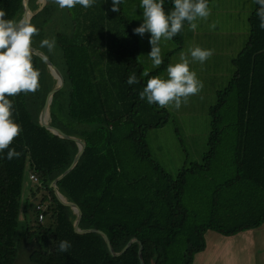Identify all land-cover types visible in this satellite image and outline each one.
I'll list each match as a JSON object with an SVG mask.
<instances>
[{
	"label": "trees",
	"instance_id": "1",
	"mask_svg": "<svg viewBox=\"0 0 264 264\" xmlns=\"http://www.w3.org/2000/svg\"><path fill=\"white\" fill-rule=\"evenodd\" d=\"M37 1H29L30 24L39 32L32 47L64 78L50 106V125L86 144L80 162L58 183L60 193L83 213L81 230L105 233L116 253L137 239L145 264H193L206 249L208 231L231 237L263 226L264 30L258 5L249 18V40L232 60L235 74L211 109L209 150L201 163L173 177L152 158L147 143L150 130L169 123V111L149 105L139 93L182 50L187 22L172 39L177 48L145 77L135 25L126 15L131 0H124L119 12L112 11V0H96L90 8L72 9H60L53 1L35 13ZM164 7L173 10L172 0H165ZM0 11L5 19L20 22L23 0H0ZM53 38V52L40 47L41 40ZM33 65L40 72L37 91L9 97L23 131L10 145L20 157L9 161L5 150L0 159V264H16L19 240L25 237L38 246L29 254L32 264H140L139 243L113 257L101 235L77 234V215L51 190L79 148L39 124L47 95L56 86L48 83L50 71L34 54ZM133 73L139 83L130 86ZM27 170L37 179L29 198L48 192L38 203L47 206L48 227L38 220L41 212L29 198L23 200ZM32 208L36 231L29 227ZM60 240L71 242L67 253L57 251ZM48 243L51 249L43 247Z\"/></svg>",
	"mask_w": 264,
	"mask_h": 264
},
{
	"label": "rangeland",
	"instance_id": "2",
	"mask_svg": "<svg viewBox=\"0 0 264 264\" xmlns=\"http://www.w3.org/2000/svg\"><path fill=\"white\" fill-rule=\"evenodd\" d=\"M54 0H38L36 12L41 11L44 6ZM141 0H131L126 7V15L135 25V29L143 23V9L140 7ZM211 16L205 21H198V28L194 32L187 25L184 31L182 50L175 53L169 58V64L181 62V54H188V50L194 47L212 49V57L201 64L198 61L190 63V70L196 72L204 88L199 94L188 98L187 104H182L180 109L174 106H168L169 123L161 128L150 130L147 134V143L152 158L171 176L176 177L178 173L191 163H201L204 155L208 152V142L211 132V109L217 104L218 92L224 90L235 74V67L232 64L240 52L246 46L250 37L249 18L255 9L254 0H211L209 2ZM33 15V13H31ZM212 23H216L215 30L210 28ZM140 53L138 62L143 66L144 73L149 75L151 72L159 69L154 67L148 59L151 51L149 44L150 34L143 38L138 36ZM161 55L163 61L168 54L177 48L176 44L170 40H162ZM188 58L191 61L190 54ZM147 75H144L145 77ZM52 77V76H51ZM167 78V71L158 76ZM50 85L57 86V80L48 79ZM48 123H51L49 117ZM30 172L25 174V186L23 200L30 197L31 191L35 190L36 184L30 180ZM45 193V194H44ZM47 191L38 194L37 199L29 198V201L37 206ZM23 217V216H22ZM29 227L36 231L39 227L37 224V215L33 208L29 211ZM45 227L51 225L50 217H45L41 222ZM259 237L264 236V229L255 230ZM208 240L211 239L213 232H208ZM261 239L256 237V240ZM261 241L257 245L258 252ZM19 255L16 264H32L29 261V254L37 248L35 242L29 244L26 237L19 240ZM44 248L51 249L50 243L44 245ZM259 247V248H258ZM244 254L237 256V261L244 264ZM258 256V254H257Z\"/></svg>",
	"mask_w": 264,
	"mask_h": 264
},
{
	"label": "clouds",
	"instance_id": "3",
	"mask_svg": "<svg viewBox=\"0 0 264 264\" xmlns=\"http://www.w3.org/2000/svg\"><path fill=\"white\" fill-rule=\"evenodd\" d=\"M124 0H112V11L119 12ZM174 9L165 11V0H141L143 9V23L134 31L143 38L150 34L149 44L151 51L148 59L154 67L163 63L161 55V41L172 40L176 37L187 22L192 31L198 28V21L207 20L211 16L209 0H172ZM60 9H72L76 5L90 8L96 0H54ZM258 5L257 16L260 19V29L264 30V0H254ZM6 13L0 11V159L11 161L18 159L21 153L10 147L14 140L20 136L23 129L16 123L14 105L9 97L20 93H35L39 88L40 72L33 65V37L39 35L38 29L23 21L5 19ZM216 23L210 28L215 30ZM40 47L46 48L49 53L56 48L55 38L43 39ZM190 54L191 61L188 58ZM188 54H181V62L168 65L167 78L153 77L148 80L143 91L139 93L140 99L149 105H158L161 108L174 106L177 110L182 104H187L188 98L199 94L204 88L203 82L198 79L196 72L190 70V63L198 61L204 64L214 54L212 49L194 47ZM147 75V73H144ZM139 80L133 73L127 80L128 85L138 84ZM72 247L68 240L58 241L57 251L67 253Z\"/></svg>",
	"mask_w": 264,
	"mask_h": 264
},
{
	"label": "water",
	"instance_id": "4",
	"mask_svg": "<svg viewBox=\"0 0 264 264\" xmlns=\"http://www.w3.org/2000/svg\"><path fill=\"white\" fill-rule=\"evenodd\" d=\"M29 1L30 0H23V7H24V13H23V18L22 21L25 23H30L31 19H32V14L29 8ZM30 15V16H29ZM32 52L35 56L39 57L48 67L51 76L57 80V86L55 89H53L52 91L49 92V94L47 95V98L45 100L44 106L39 114V124L46 128L48 131H50L51 133H53L56 136H59L62 139L65 140H70L76 143V145L79 148V152L77 154V156L75 157L72 165L61 175L59 176L57 179H55L51 184H50V188L53 191L56 199L65 207L71 209L73 211V213L75 215H77V220L75 222L74 225V229L75 232L77 234L80 235H86V234H99L103 237V239L106 242V245L109 249V252L111 253V255L113 257H119L122 256L124 253H126L128 251V249L135 243H139V260H140V264H145L144 259H143V245L137 240V239H132L126 246L125 248L120 252V253H116L113 250V247L111 245L110 239L109 237L96 229H88V230H81L80 229V223L83 217V213L80 210V208L74 204V203H70L68 202L65 197L60 193L59 189H58V183L65 177L67 176L75 167L76 165L80 162L81 158L83 157L84 153H85V149H86V144L83 140H81L80 138L77 137H73L70 135H67L66 133H64L63 131H61L60 129H57L53 126H51L46 118L47 115L49 114L50 117V106L52 104L53 101V97L55 94H57L63 87H64V78L63 75L61 74V72L59 71V69L41 52H39L37 49H35L34 47H32Z\"/></svg>",
	"mask_w": 264,
	"mask_h": 264
},
{
	"label": "crops",
	"instance_id": "5",
	"mask_svg": "<svg viewBox=\"0 0 264 264\" xmlns=\"http://www.w3.org/2000/svg\"><path fill=\"white\" fill-rule=\"evenodd\" d=\"M264 229V224L260 228L248 230L238 235L226 237L214 231L210 240L208 232L205 234L206 249L195 255L193 264H240L237 256L244 254V264H264V236L259 237L255 230ZM261 251L256 253L257 245L261 239ZM259 248V247H258ZM258 254V256H257Z\"/></svg>",
	"mask_w": 264,
	"mask_h": 264
},
{
	"label": "built area",
	"instance_id": "6",
	"mask_svg": "<svg viewBox=\"0 0 264 264\" xmlns=\"http://www.w3.org/2000/svg\"><path fill=\"white\" fill-rule=\"evenodd\" d=\"M30 180L33 182V183H37V179L35 178V176L34 175H30ZM46 209H47V206L45 205V206H41V205H37L36 206V210L37 211H40L41 213L39 214V216H38V220L40 221V222H43L44 220H45V216H44V214H43V212L44 211H46Z\"/></svg>",
	"mask_w": 264,
	"mask_h": 264
},
{
	"label": "bare ground",
	"instance_id": "7",
	"mask_svg": "<svg viewBox=\"0 0 264 264\" xmlns=\"http://www.w3.org/2000/svg\"><path fill=\"white\" fill-rule=\"evenodd\" d=\"M30 16V15H29ZM47 122L49 121V114L47 115V118H46Z\"/></svg>",
	"mask_w": 264,
	"mask_h": 264
}]
</instances>
